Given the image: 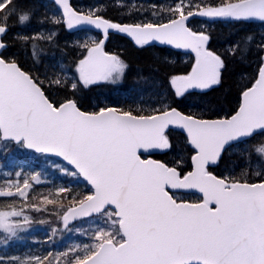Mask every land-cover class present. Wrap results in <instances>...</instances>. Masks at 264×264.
I'll list each match as a JSON object with an SVG mask.
<instances>
[{"label": "snow or ice", "instance_id": "1", "mask_svg": "<svg viewBox=\"0 0 264 264\" xmlns=\"http://www.w3.org/2000/svg\"><path fill=\"white\" fill-rule=\"evenodd\" d=\"M52 3L62 8L60 16L49 15L41 11L44 5L27 0H0V140L61 157L67 162L62 172L83 177L91 185L88 194L73 195L70 188L60 187L49 194L53 198L44 195L40 203L28 205L35 211H50L43 205L59 204L57 215L64 228L80 218L96 221L94 243L63 253L70 257L66 264H264V36L257 41L246 34L230 46L228 54L243 60L254 44L259 64L253 82L241 92L238 108L228 116L205 119L185 114L167 97L150 110L102 107L86 111L76 98L79 89L100 81L114 83L125 75L127 63L104 51L109 30L127 34L140 47L156 41L196 53L190 73L170 77L176 98L191 94L192 89L220 85L228 57L209 50L211 36L193 31L189 18L264 22V0H175L164 10L169 14L167 22L131 24L104 19L99 10L78 12L68 0ZM49 24L53 28H47ZM60 24L68 29L92 25L103 30L102 39L81 45L87 54L76 63L72 81L55 74L41 79L2 54L13 33L35 56L36 42L52 41L53 29ZM34 25L45 31H25ZM53 87L71 91L57 99ZM174 127L184 130L195 153L190 157V171L184 170L182 159L170 166L142 158L149 150L172 149ZM241 146L247 147L237 167L248 171L239 176L210 171L223 162L229 149ZM253 169L258 182L251 178ZM39 176L35 173L30 179L39 182ZM30 187L29 179H24L15 191L7 186L0 189V197L19 195L27 200ZM183 189L198 190L202 201L186 202L172 191ZM66 192L67 205L55 198ZM2 207L0 230L15 236L31 223L23 207ZM44 259L13 257L11 264H43Z\"/></svg>", "mask_w": 264, "mask_h": 264}, {"label": "trees", "instance_id": "2", "mask_svg": "<svg viewBox=\"0 0 264 264\" xmlns=\"http://www.w3.org/2000/svg\"><path fill=\"white\" fill-rule=\"evenodd\" d=\"M37 6L44 5L41 11L49 15L60 16L61 11L51 0H27ZM175 0H71L73 8L82 13L90 10H99L98 14L116 23L131 24L137 22H167L168 13L164 11L170 7ZM198 3H215L218 0H194ZM157 6L155 9L153 6ZM157 11V15H153ZM189 26L193 31L202 30L211 36L209 50L223 56H227V70L222 77L220 85L210 89H192L191 94L176 98L169 84L173 75H186L191 72L196 62V54L189 49H181L167 45L149 44L144 47L137 46L126 34L113 31L104 42V47L113 55L120 56L127 63L128 68L124 78L118 82H99L87 88L79 89L76 98L82 105V109L98 111L102 107H118L122 109H147L157 106V101L167 97L172 106L186 113H195L203 118H221L234 114L241 101V92L251 85L258 69V49L253 44L250 53L243 59L230 56L229 49L233 41L239 40L246 34H250L258 41L264 36V22L259 20L236 21L226 18L191 17ZM47 28H53L47 25ZM45 31L39 25L25 31L35 34L37 31ZM55 36L52 41L36 42V55L32 54L30 46L20 43L13 33H9L8 48L2 54L8 59H15L26 71L41 79L48 76L62 75L68 81L75 78V65L79 59L86 55V50L81 47L85 42L99 40L103 35L94 27L85 25L75 30L68 29L65 24L56 25L53 29ZM17 31L16 29L13 32ZM57 99H63L70 93V88L57 91L51 89ZM163 93L164 96L160 94ZM170 139L172 149H162L153 156L165 163L172 164L177 159H182V167L185 171L192 170L191 155H194L191 146L187 143L186 134L172 129ZM243 147H233L225 155L223 162L210 168L216 175L223 173L229 175L235 173L237 176L245 168L237 167L241 163ZM18 160L31 162L36 167L44 170L49 166L54 171H59V176L65 179L67 188L72 194H88L91 186L81 177L73 178L60 171L57 163L59 159L45 154L36 153L27 148L18 146L13 142L0 140V189L11 187L13 190L14 179L23 185L26 178L24 170L19 168ZM63 163V162H62ZM66 166V164L64 163ZM70 167V166H69ZM253 169L251 178L259 181V177ZM17 173H20L17 176ZM4 175H8L7 178ZM65 177V178H64ZM8 180V183H5ZM17 184V183H16ZM28 189V199L16 195L14 197H0V209L3 205H15L23 207L29 216L31 223L25 224L17 231L11 240L35 239L39 234L49 238L46 241L47 248H51V255H47L43 264H66L70 257L62 254L69 249L85 244L94 243L92 239L96 221L86 218L69 224L64 228L57 212L60 211L59 204L43 205L50 211H35L29 208L30 203H40L44 195L55 194L58 187V177L52 179L44 178L39 182H33ZM176 192L183 200L192 202L202 201V196L196 192ZM69 193H63L60 200L65 205L69 203L66 197ZM49 198H53L49 195ZM56 211H51L52 209ZM55 230V232H54Z\"/></svg>", "mask_w": 264, "mask_h": 264}, {"label": "rangeland", "instance_id": "3", "mask_svg": "<svg viewBox=\"0 0 264 264\" xmlns=\"http://www.w3.org/2000/svg\"><path fill=\"white\" fill-rule=\"evenodd\" d=\"M126 73V72H125ZM124 78V76H123ZM122 78V79H123ZM122 79L116 81L115 83L120 82ZM100 82H110V81H100ZM99 83V82H98ZM19 165V168L21 170H24L26 173V178L29 179V183H33L36 181H32L30 177L34 175L35 173H40L39 181L43 180L44 178H48L49 180L53 178V176H58V187L54 190V193H56L57 189L60 187H66L65 179L62 177H59V171L49 166L45 167L44 170L36 167L31 162L27 161H20L17 163ZM60 167H64V163L60 162L57 163ZM61 171V170H60ZM5 178L8 177V175H4ZM65 178V177H64ZM13 191H15V185L19 181L14 179L13 181ZM8 183V180L5 182ZM22 187V185H20ZM69 188V187H68ZM63 196L62 194H59V196H56L58 200H60ZM4 210V209H0ZM13 238V235L4 232L3 230H0V261L3 262V264H11V260L13 257L19 258L24 261H28L30 257H41L44 258L47 255L51 254L52 249L47 248L46 241L49 240V238L39 234L35 239H29L27 241L23 240H11ZM45 259L43 260L44 263ZM32 264H35L33 261Z\"/></svg>", "mask_w": 264, "mask_h": 264}, {"label": "water", "instance_id": "4", "mask_svg": "<svg viewBox=\"0 0 264 264\" xmlns=\"http://www.w3.org/2000/svg\"><path fill=\"white\" fill-rule=\"evenodd\" d=\"M68 2H69V4L71 5V7L73 8V6H72V4H71V0H68ZM58 6V5H57ZM58 8L60 9V11L62 12V8L61 7H59L58 6ZM74 9V8H73ZM75 10V9H74ZM104 18V17H103ZM104 19H106V18H104ZM77 26V28H80L81 26H83V25H76ZM189 26V25H188ZM76 27L74 26L73 28H72V30H74ZM97 29V28H96ZM98 31H100L102 34H103V30L102 29H97ZM113 31H116V30H109V34L111 33V32H113ZM127 35V34H126ZM128 36V35H127ZM129 38H131L130 36H128ZM132 39V38H131ZM151 44H160L159 42H156V41H154V42H152ZM161 45H164V44H161ZM170 46H173V45H170ZM175 47V46H174ZM104 51L105 52H107L105 49H104ZM108 54H110L111 55V53H109V52H107ZM22 68V67H21ZM22 70H24L23 68H22ZM177 108V107H176ZM178 110H180L179 108H177ZM82 110H85V109H82ZM86 111H88V110H86ZM180 111H182V110H180ZM183 112V111H182ZM185 113V112H184ZM185 114H188V113H185ZM205 119H217V118H205ZM173 129H177V130H180V131H182V132H184V130H182V129H180V128H178V127H174ZM185 133V132H184ZM186 134V133H185ZM30 150H33V149H30ZM159 150H161V149H153V150H149V152H150V154H148V153H146V155H151V154H153V153H155V152H157V151H159ZM35 151V150H34ZM39 153V152H38ZM44 154H46V155H49V156H54V157H57L58 159H60V160H62V161H64L63 160V158H61V157H58V156H56V155H54V154H50V153H44ZM143 158V157H142ZM147 159H153V160H157V159H155L154 157H149V158H147ZM160 161V160H159ZM65 163H67L66 161H64ZM161 162H163V161H161ZM164 163V162H163ZM83 178V177H82ZM84 179V178H83ZM176 191H186V192H198V193H200L198 190H196V189H183V190H176ZM202 196H203V194L202 193H200ZM186 202H189V201H186ZM85 218H88V217H85ZM80 219H84V218H80ZM80 219H76V220H73V221H70V223H73V222H75V221H77V220H80Z\"/></svg>", "mask_w": 264, "mask_h": 264}, {"label": "bare ground", "instance_id": "5", "mask_svg": "<svg viewBox=\"0 0 264 264\" xmlns=\"http://www.w3.org/2000/svg\"><path fill=\"white\" fill-rule=\"evenodd\" d=\"M183 111V110H182Z\"/></svg>", "mask_w": 264, "mask_h": 264}]
</instances>
